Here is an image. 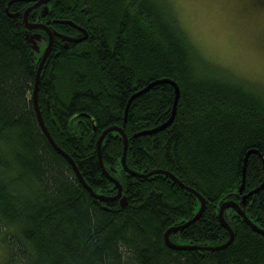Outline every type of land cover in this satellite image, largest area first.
Instances as JSON below:
<instances>
[{"label":"trees","instance_id":"1","mask_svg":"<svg viewBox=\"0 0 264 264\" xmlns=\"http://www.w3.org/2000/svg\"><path fill=\"white\" fill-rule=\"evenodd\" d=\"M31 0H0V264H264V88L208 61L169 0H49L28 22L55 36L40 78L38 104L55 143L87 186L120 199H97L40 125L33 93L41 56L25 12ZM43 12L46 13L43 16ZM16 14V16H14ZM13 15V16H12ZM73 22L79 28L65 22ZM44 53V52H43ZM180 89L176 114L175 88ZM158 82V83H155ZM154 83L150 88H148ZM145 88H148L145 90ZM139 95L135 94L138 92ZM131 98H133L131 100ZM131 100V101H130ZM130 102V103H129ZM129 108L127 110V106ZM126 118V119H125ZM174 175L179 182L166 173ZM245 185L243 186V180ZM187 186L200 193L206 206ZM170 240L187 249L169 246Z\"/></svg>","mask_w":264,"mask_h":264},{"label":"rangeland","instance_id":"2","mask_svg":"<svg viewBox=\"0 0 264 264\" xmlns=\"http://www.w3.org/2000/svg\"><path fill=\"white\" fill-rule=\"evenodd\" d=\"M189 37L208 61L264 88V4L220 0H169ZM42 33L31 36L33 50L46 48ZM6 251L0 244V262Z\"/></svg>","mask_w":264,"mask_h":264},{"label":"water","instance_id":"3","mask_svg":"<svg viewBox=\"0 0 264 264\" xmlns=\"http://www.w3.org/2000/svg\"><path fill=\"white\" fill-rule=\"evenodd\" d=\"M32 2H35L34 6H32L31 8H29L26 12H25V16H24V21H25V24H26V27L29 29V30H34V29H38V28H42V29H47L48 30V35H49V42H48V45L46 47V49L44 50V53H43V56L41 58V61H40V65H39V68L37 70V77H36V82H35V87H34V93H33V99H34V104H35V108H36V111H37V114H38V118H39V122H40V125L41 127L43 128V130L45 131V134L48 136L50 142L54 145L55 149H57L62 155H64V157L66 159H68L72 166H73V169L76 173V175L78 176V178L80 179L81 183L90 191V193L92 194V196H94L95 198L97 199H101V200H115V199H120L121 200V205L122 206H125L126 203H127V200H126V197H122V187H121V184L120 182L114 178V177H110L108 172L106 171V169H104V164H103V161H102V155H101V145H102V142L104 141L106 135L111 132V131H117L119 132L123 138H124V142H125V146H124V154H123V158H122V165L123 167L126 169V171H128L129 173H132V174H135L133 173V171L131 169H129L127 167V162H126V159H127V149H128V139L123 131V129L121 128H118V127H111V128H108V130H106L100 137V140H99V143H98V152H99V158H100V163H101V166L103 168V171L106 173L107 177L111 179V181L113 183H115L119 190H118V194H116L114 197H106V196H103V195H100V194H96L93 189L89 186H87V184L85 183L80 171L78 170L75 162L72 160V158L66 153L64 152L56 143L55 141L53 140L50 132L48 131L45 123H44V120H43V117L41 115V112H40V108H39V104H38V89H39V84H40V78H41V74H42V71H43V67L46 63V60L48 58V56L50 55V52L52 50V45H53V41H54V38L55 36H60L62 37L65 41H67L68 43L69 42H81L83 41L84 39H86L87 37V32L80 28L83 32H84V36L81 37V38H74V37H66V36H63L62 34L58 33V32H52L50 31V29H48V27H46V25L44 24H34V23H29L28 22V15L31 11V9L33 7H38V6H41V5H45L49 2V0H31ZM46 13L43 12V16H45ZM13 16V15H12ZM16 16V14L14 15ZM67 24H70V25H73L77 28H79L78 26H76L73 22H70V21H67L65 22ZM158 82H169L171 83L174 88H175V102H174V107H173V112H172V116L170 118V120L163 124L162 126L158 127V128H155L153 130H149V131H145V132H142L141 134H146V133H151V132H155L157 130H160V129H163V128H166L171 122L172 120L174 119V116L176 114V109H177V102L179 100V97H180V89H179V86L171 81V80H160ZM158 82H155V83H158ZM154 83H152L148 88H150ZM148 88H145L148 89ZM145 90L141 91V92H138L137 94H135L133 97H135L136 95H139L140 93L144 92ZM133 98H131L132 100ZM130 100V101H131ZM130 103V102H129ZM129 108V105L127 106V110ZM126 119V118H125ZM257 153L261 158H262V161H263V164H264V157L262 154H260L257 150H251L249 151L247 154H246V158H245V165H244V172H246V168H247V163H248V157L251 153ZM154 173H166V174H169L173 179H175L177 182L180 183V181L174 176L172 175L171 173L167 172V171H155L153 172L152 174ZM137 175V174H135ZM181 184V183H180ZM182 185V184H181ZM245 185V179L243 180V186L241 188V190L243 189ZM183 186V185H182ZM187 190L191 191L192 193H194L198 198L199 200L201 201V208L200 210L198 211V213L196 214V216L190 220V222H188L187 224H185L184 226L188 225L189 223H192L193 221H195L196 219L199 218V216L202 214V212L204 211L205 209V206H206V200L205 198L200 194L198 193L196 190H193L187 186H184ZM264 187V182L263 184H261V186H259L258 188H256L255 190H253L252 192H250L249 194L245 195L244 198H247L248 196H251L252 194L254 193H257L260 189H262ZM229 208H232L234 209L236 212H238V214H240L244 219L245 221L258 233H261L264 235V230L257 227V225H255L245 214L243 208L236 202L234 201H228V202H225L224 204H222V206L220 207V213H219V218L223 224V226L227 229V231L229 232V240L225 243V244H222L221 246H218V247H204V248H198V247H194L195 249H205L207 251H212V250H216V249H222V248H225L227 247L229 244H231L234 240V232H233V229L230 227V225L226 222L225 218H224V212L226 209H229ZM184 226L182 225H179V226H176L174 228H171L169 229L166 234H165V240H166V243L173 247V248H177V249H187L188 247L190 246H181V245H177V244H174L171 242L170 240V235L172 232H175V231H178L180 229H182Z\"/></svg>","mask_w":264,"mask_h":264},{"label":"snow or ice","instance_id":"4","mask_svg":"<svg viewBox=\"0 0 264 264\" xmlns=\"http://www.w3.org/2000/svg\"><path fill=\"white\" fill-rule=\"evenodd\" d=\"M220 2L254 4L257 0H220ZM260 3L264 4V0H260ZM262 53H264V38H262Z\"/></svg>","mask_w":264,"mask_h":264},{"label":"flooded vegetation","instance_id":"5","mask_svg":"<svg viewBox=\"0 0 264 264\" xmlns=\"http://www.w3.org/2000/svg\"><path fill=\"white\" fill-rule=\"evenodd\" d=\"M46 47H47V44H46Z\"/></svg>","mask_w":264,"mask_h":264}]
</instances>
